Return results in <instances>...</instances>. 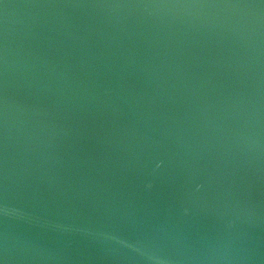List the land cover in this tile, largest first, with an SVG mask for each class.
<instances>
[{
    "label": "water",
    "instance_id": "water-1",
    "mask_svg": "<svg viewBox=\"0 0 264 264\" xmlns=\"http://www.w3.org/2000/svg\"><path fill=\"white\" fill-rule=\"evenodd\" d=\"M0 264H264V0H0Z\"/></svg>",
    "mask_w": 264,
    "mask_h": 264
}]
</instances>
